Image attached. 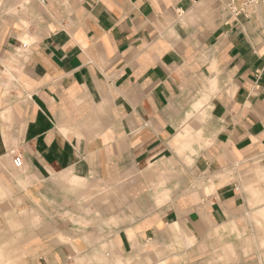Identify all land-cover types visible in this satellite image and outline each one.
Instances as JSON below:
<instances>
[{
    "label": "crops",
    "instance_id": "crops-1",
    "mask_svg": "<svg viewBox=\"0 0 264 264\" xmlns=\"http://www.w3.org/2000/svg\"><path fill=\"white\" fill-rule=\"evenodd\" d=\"M246 1L0 0L4 264H264Z\"/></svg>",
    "mask_w": 264,
    "mask_h": 264
},
{
    "label": "built area",
    "instance_id": "built-area-1",
    "mask_svg": "<svg viewBox=\"0 0 264 264\" xmlns=\"http://www.w3.org/2000/svg\"><path fill=\"white\" fill-rule=\"evenodd\" d=\"M246 5H247V6L253 5V6H256V7H258V6H262V7H264V0H247V1H246ZM230 9H231L234 13H239L238 11H236V10L234 9L233 6H231ZM24 47H25V46H24ZM13 163H14V166H15L16 168L21 167L22 164H23L22 158H21V157H15Z\"/></svg>",
    "mask_w": 264,
    "mask_h": 264
},
{
    "label": "rangeland",
    "instance_id": "rangeland-1",
    "mask_svg": "<svg viewBox=\"0 0 264 264\" xmlns=\"http://www.w3.org/2000/svg\"><path fill=\"white\" fill-rule=\"evenodd\" d=\"M0 255H1L0 256V263H2V264L6 263L5 258H4V255H2V253H0ZM227 258L233 259V254L232 253H229V255H228Z\"/></svg>",
    "mask_w": 264,
    "mask_h": 264
}]
</instances>
